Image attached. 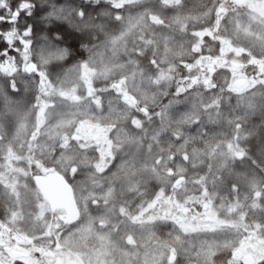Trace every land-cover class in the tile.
I'll use <instances>...</instances> for the list:
<instances>
[{
    "label": "clouds",
    "instance_id": "9594fccd",
    "mask_svg": "<svg viewBox=\"0 0 264 264\" xmlns=\"http://www.w3.org/2000/svg\"><path fill=\"white\" fill-rule=\"evenodd\" d=\"M28 2L0 41V264H264V0Z\"/></svg>",
    "mask_w": 264,
    "mask_h": 264
},
{
    "label": "snow or ice",
    "instance_id": "6c2138e0",
    "mask_svg": "<svg viewBox=\"0 0 264 264\" xmlns=\"http://www.w3.org/2000/svg\"><path fill=\"white\" fill-rule=\"evenodd\" d=\"M30 6L28 0H11L7 8L0 6V41L4 39V34L14 22L30 19L27 14ZM4 47H6V44L0 43V49Z\"/></svg>",
    "mask_w": 264,
    "mask_h": 264
},
{
    "label": "water",
    "instance_id": "95a60500",
    "mask_svg": "<svg viewBox=\"0 0 264 264\" xmlns=\"http://www.w3.org/2000/svg\"><path fill=\"white\" fill-rule=\"evenodd\" d=\"M46 184L50 194L56 199H62L64 196V192L61 189L57 178L47 179Z\"/></svg>",
    "mask_w": 264,
    "mask_h": 264
},
{
    "label": "rangeland",
    "instance_id": "374dc122",
    "mask_svg": "<svg viewBox=\"0 0 264 264\" xmlns=\"http://www.w3.org/2000/svg\"><path fill=\"white\" fill-rule=\"evenodd\" d=\"M205 40H208V38L205 37ZM209 43H211V41H209ZM218 49H219V45L217 44L216 45V53H207V52H205V54H218ZM48 178L52 179V178H56V177L55 176H51V177H48Z\"/></svg>",
    "mask_w": 264,
    "mask_h": 264
},
{
    "label": "trees",
    "instance_id": "16d2710c",
    "mask_svg": "<svg viewBox=\"0 0 264 264\" xmlns=\"http://www.w3.org/2000/svg\"><path fill=\"white\" fill-rule=\"evenodd\" d=\"M194 2H195V0H194Z\"/></svg>",
    "mask_w": 264,
    "mask_h": 264
}]
</instances>
